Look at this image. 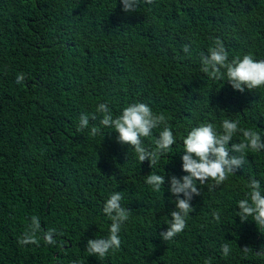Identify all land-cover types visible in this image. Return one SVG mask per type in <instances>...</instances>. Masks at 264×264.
I'll use <instances>...</instances> for the list:
<instances>
[{
    "label": "trees",
    "instance_id": "trees-1",
    "mask_svg": "<svg viewBox=\"0 0 264 264\" xmlns=\"http://www.w3.org/2000/svg\"><path fill=\"white\" fill-rule=\"evenodd\" d=\"M217 42L229 60H264V0H137L129 12L119 0H0V264H264V227L241 222L235 203L247 182L264 187V148L245 152L223 181H198L188 197L168 191L188 174L182 137L195 124L234 119L264 144V87L240 92L200 70V54ZM136 101L176 136L154 166L110 128L77 130L82 112L97 117L89 127L98 123L99 103L116 115ZM158 130L141 139L146 151ZM241 142L237 134L228 144ZM152 171L164 176L159 192L144 182ZM113 191L129 213L120 246L89 256L87 239L107 234L101 208ZM176 196L190 211L164 241ZM32 216L41 226L25 244Z\"/></svg>",
    "mask_w": 264,
    "mask_h": 264
},
{
    "label": "clouds",
    "instance_id": "clouds-1",
    "mask_svg": "<svg viewBox=\"0 0 264 264\" xmlns=\"http://www.w3.org/2000/svg\"><path fill=\"white\" fill-rule=\"evenodd\" d=\"M137 0H119L122 11L133 10ZM183 51L188 52V46H183ZM201 71L209 76H223L234 90L243 92L245 88L251 90L264 87V60L254 59L249 54L228 59V54L222 44L215 43L208 48L207 55L203 53L199 57ZM221 69L224 71L221 72ZM22 77L17 75L15 83L20 84ZM96 112L100 114L98 123L89 127L90 118L96 120L95 114L91 116L80 113L78 117L77 130L87 129L95 135L101 128H110L115 133L118 144L133 146L135 159L138 161L149 160L151 166L156 165L160 153L172 151V145L176 143V136L173 130L167 125L162 114L154 113L151 107L142 101L127 104L120 112L113 115L106 103H99ZM162 125V127H161ZM154 129H159L153 143L152 151H146L141 144V139L150 137ZM239 134L242 142L232 144L228 142L233 135ZM183 164L182 170L188 173L182 177V181L173 177L168 191L173 194L184 193L189 196V190L196 192V183H203L205 178L214 180L216 183L223 181L227 175L232 174V166L239 165L244 159L247 151L259 152L264 148L260 142L257 131L251 128H240L237 120L223 119L219 125L210 122H200L186 130L182 137ZM230 151L240 153V157L228 158ZM144 182L154 191L159 192L164 184V176L152 171L144 177ZM122 193L111 192L103 201L101 212L109 219L106 235L95 236L87 239L84 250L89 256L104 257L110 250L119 248L120 231L122 225L128 219V211L122 206ZM239 211L237 216L241 222L251 219L256 226L264 227V187L258 180H251L246 183V190L241 199L236 200ZM190 211L188 199H181L176 196L175 209L171 210L170 219L166 221L167 230L159 233L162 240L168 241L179 233L185 226V218ZM213 217H219L213 213ZM40 220L32 216L28 231L23 234L22 243H29L40 229ZM56 230L54 228L43 232L42 238L45 243H53ZM222 253H229V246L226 243L220 245ZM75 264V262H74Z\"/></svg>",
    "mask_w": 264,
    "mask_h": 264
}]
</instances>
